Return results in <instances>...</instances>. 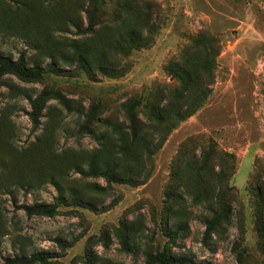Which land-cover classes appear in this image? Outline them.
<instances>
[{
	"label": "rangeland",
	"instance_id": "1",
	"mask_svg": "<svg viewBox=\"0 0 264 264\" xmlns=\"http://www.w3.org/2000/svg\"><path fill=\"white\" fill-rule=\"evenodd\" d=\"M0 56L34 74L0 77V264H264V0H0Z\"/></svg>",
	"mask_w": 264,
	"mask_h": 264
},
{
	"label": "trees",
	"instance_id": "2",
	"mask_svg": "<svg viewBox=\"0 0 264 264\" xmlns=\"http://www.w3.org/2000/svg\"><path fill=\"white\" fill-rule=\"evenodd\" d=\"M90 28L86 27L83 28L82 31L86 32L89 31ZM6 73H11L14 74L18 77H23V75H34L32 72L27 71L24 68V63L21 59L18 61H11L9 58L0 56V77H2ZM43 94L39 96L38 98H35L32 101V110L29 113V116L31 118V121L34 125L38 123L37 119V112L39 108V101H41V97L43 98ZM20 208L24 210V212L27 215H33V214H38V215H47L50 216L54 213V208L53 207H47L41 204H32V205H25L22 204L20 205ZM207 230L212 227V224L210 222H207ZM207 233H205L206 236ZM58 240V239H57ZM172 264H193V261L188 258L187 256L180 257V258H170L169 260ZM31 263H37V264H49L51 263L48 256L45 255L42 252H36L33 253L30 257L28 258H12V259H6L5 264H31Z\"/></svg>",
	"mask_w": 264,
	"mask_h": 264
}]
</instances>
